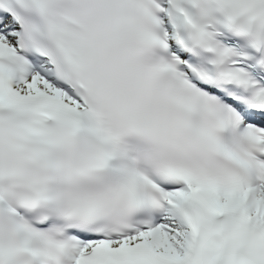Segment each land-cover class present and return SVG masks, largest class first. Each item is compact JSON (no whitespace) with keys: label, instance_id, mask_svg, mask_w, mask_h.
Wrapping results in <instances>:
<instances>
[{"label":"snow or ice","instance_id":"6c2138e0","mask_svg":"<svg viewBox=\"0 0 264 264\" xmlns=\"http://www.w3.org/2000/svg\"><path fill=\"white\" fill-rule=\"evenodd\" d=\"M0 264H264V0H0Z\"/></svg>","mask_w":264,"mask_h":264}]
</instances>
